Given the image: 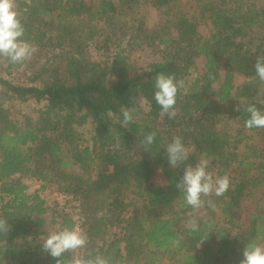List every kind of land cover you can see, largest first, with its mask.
<instances>
[{
  "label": "trees",
  "instance_id": "16d2710c",
  "mask_svg": "<svg viewBox=\"0 0 264 264\" xmlns=\"http://www.w3.org/2000/svg\"><path fill=\"white\" fill-rule=\"evenodd\" d=\"M15 1L36 51L21 64L0 59V219L10 226L0 233V264H56L42 250L47 190L79 204L88 243L77 257L239 264L247 245L264 246V128L245 127L248 105L264 113L254 70L264 56V0ZM136 51L154 60L138 67ZM160 73L184 81L172 119L154 100ZM125 107L135 109L128 127ZM153 132L148 152L137 147ZM175 136L189 149L185 165L204 156L214 177L229 178L228 191L200 209L176 187L185 165L166 159ZM61 226L76 224L62 216Z\"/></svg>",
  "mask_w": 264,
  "mask_h": 264
},
{
  "label": "clouds",
  "instance_id": "9594fccd",
  "mask_svg": "<svg viewBox=\"0 0 264 264\" xmlns=\"http://www.w3.org/2000/svg\"><path fill=\"white\" fill-rule=\"evenodd\" d=\"M25 29L16 10L15 0H0V59L7 60L11 64H21L32 57L36 51L34 45L23 39ZM254 70L259 81L264 83V56L258 57L254 64ZM154 100L160 106V116H168L172 119L176 116L175 109L177 94L184 87L183 80H176L173 75L158 74L155 77ZM236 111H240L237 106ZM135 109L122 108V127H128L133 122ZM246 111L250 114L245 121L247 129L264 128V113L255 105H248ZM155 133L145 135L138 141L137 147L148 152L149 146L154 143ZM166 159L171 168L176 169L185 165L188 159L189 149L182 143V138L175 136L165 147ZM210 160L202 156L193 166L185 165L183 175L176 183L177 189L184 193L185 203L193 210L200 209L205 205L206 197L214 194L223 196L229 189L230 181L227 175L214 177L208 171ZM211 205V201H207ZM187 227L190 231H197L198 225L195 220H190ZM10 226L5 219H0V233L7 234ZM203 241V240H202ZM201 241V242H202ZM88 237L82 229L64 228L58 232H51L45 239L42 250L55 259L56 264H109L105 257L94 258L77 257V250L85 248ZM65 254H70L65 258ZM239 264H264V246L259 244L247 245L242 251V259Z\"/></svg>",
  "mask_w": 264,
  "mask_h": 264
},
{
  "label": "rangeland",
  "instance_id": "374dc122",
  "mask_svg": "<svg viewBox=\"0 0 264 264\" xmlns=\"http://www.w3.org/2000/svg\"><path fill=\"white\" fill-rule=\"evenodd\" d=\"M15 5H16V1H15ZM92 55H93V59H95L96 61L104 60V56L102 52L101 53L92 52ZM134 60L137 63L138 67H141V66H144L145 64L152 62L154 58L151 57L148 52L144 53L141 51H136L134 55ZM198 67H202V62L199 63ZM196 77L197 76H193L192 79H195ZM242 81L243 79L239 78L237 80V83L240 84ZM252 138H253V141L250 143H258L260 140L259 139L260 137H252ZM158 181H159V176H155L153 182L156 184L158 183ZM38 188L39 187L37 186V183H32L29 193L32 194ZM44 198L47 202V206L49 207L48 212L45 217L46 228L49 233L58 232L63 229L61 226L62 216H67L70 219H72L73 222L76 224L75 229H82L83 216L81 214V211L79 210V204L76 201L70 198L68 199L61 194H58L56 190H47V192L44 194ZM127 199H128V203L140 206L139 203H136L135 201L132 200L133 198L131 195H127ZM212 210L215 213L213 218L216 221H219V220L221 221L222 217H221L219 209L216 207H213ZM205 213L206 212L199 211L198 217H201L203 219L206 218Z\"/></svg>",
  "mask_w": 264,
  "mask_h": 264
}]
</instances>
